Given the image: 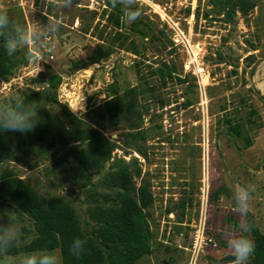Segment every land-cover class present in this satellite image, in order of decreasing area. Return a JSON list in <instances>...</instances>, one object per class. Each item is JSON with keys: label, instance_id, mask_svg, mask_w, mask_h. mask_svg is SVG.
Here are the masks:
<instances>
[{"label": "rangeland", "instance_id": "obj_1", "mask_svg": "<svg viewBox=\"0 0 264 264\" xmlns=\"http://www.w3.org/2000/svg\"><path fill=\"white\" fill-rule=\"evenodd\" d=\"M107 1L76 0L78 6L59 10L46 0H0V8L12 21L46 24L49 18L63 17L52 44L36 53L40 60L26 48L20 49L29 62L16 70L11 90L0 93V104L19 99L24 90L44 89L46 80L57 74L70 83L74 101L83 106V110L72 113L86 119L90 110L104 105L110 84H118L122 90L135 85L138 67L149 74L152 69L165 71L167 66L174 75L187 77L185 84L154 77L159 97L152 101L151 114L145 119V127L154 128L144 145L147 159L121 148L113 157L127 161L137 158L142 176L150 181L157 243L170 246L172 251L183 247L185 233L177 234L176 215L165 213L171 207L181 215L179 204L185 201L182 226L191 246L185 249L183 264H232L234 257L225 233L240 224V217L232 211L236 184L255 186L247 222L253 221L264 232V0H256L254 11L247 18L239 15L233 25L224 24L222 16L211 12V0H144L143 14L131 24L122 19V29L109 20ZM102 42L112 50L110 57L86 67ZM131 42L137 55L131 52ZM189 101L192 105L186 107ZM223 108L227 110L223 112ZM251 109L257 111L259 117L254 118H260L263 127L250 132L253 145L245 148L242 138L227 134L224 121L231 117L246 120ZM103 133L117 142L118 132ZM49 145L50 140L35 145L31 153L18 151L4 168L16 171L42 196L68 202L88 220L85 202L87 190L92 189L88 179L101 187L99 190L107 191L101 182L108 166L100 172L82 174L66 155L69 145L58 140ZM221 186L226 192L211 200L213 191ZM6 212L15 210L0 205V224L8 222L3 215ZM18 228L19 241L14 246L35 237L26 216L18 218ZM202 235L213 243H204L193 260L195 240ZM245 235L253 240L250 231ZM54 253L61 264L60 253ZM25 255L0 254V264H7V257L20 264ZM141 264H156L155 256L145 257Z\"/></svg>", "mask_w": 264, "mask_h": 264}, {"label": "trees", "instance_id": "obj_2", "mask_svg": "<svg viewBox=\"0 0 264 264\" xmlns=\"http://www.w3.org/2000/svg\"><path fill=\"white\" fill-rule=\"evenodd\" d=\"M210 3L213 6L211 12L222 16L221 21L226 25H233L239 15L247 18L257 7L256 0H211ZM106 7L111 11L109 20L117 29H122L120 8H112L110 0L106 2ZM103 42L88 58L86 67L98 65L110 57L112 50L107 49ZM131 44V52L137 55L135 43ZM120 46L124 47L123 44ZM28 62L29 57L22 50L9 56L0 47V81L10 80L16 70ZM222 62L220 60L219 63ZM165 67V71L152 69L149 74L138 67L136 84L124 90L118 84H110L104 105L90 110L86 119L78 118L67 105L59 101L58 89L63 79L57 74L46 80L44 89H27L20 94L19 99H23L26 104L35 102L39 121L32 131L26 133L0 130V205L13 207L19 219L26 216L33 224L35 237L27 244L13 246L7 254L16 256L38 251H58L61 264H141L145 257L151 256H155L156 264H183L185 249L191 246L188 232L182 226L186 202L179 204L181 215L171 207L165 213L167 216L176 215L177 234L185 233L183 247L176 246L172 251L170 246L156 241V223L151 213L155 199L150 181L142 176L138 159L127 161L125 158L113 157L114 151L121 148L126 153L131 151L147 159L144 145L154 128L152 120L149 121L152 126L146 128L145 119L151 114L152 101L159 97L154 77L187 83V77L180 78ZM191 105L190 101L185 104L186 107ZM226 110L222 109L223 112ZM254 116H258V113L251 109L246 120L231 117L224 121L228 127L227 134L242 138L245 148L253 145L250 132L263 127L260 118L256 120ZM110 130L119 133L117 142L122 143V146L103 135V132ZM48 140L49 147L56 140L69 145L66 155L73 159L82 174L100 172L108 166L101 182L107 191L99 190L101 187L88 179L92 185V189L87 190L85 202L88 220H83L68 202L42 196L16 171L4 168L18 151L24 149L31 153L35 145ZM137 180H140V185H137ZM225 192L226 187L221 186L213 191L211 200L219 199ZM228 221L234 223L231 217ZM248 223L255 244L248 264H264V232L253 221L248 220ZM75 238L85 241L79 258L70 254V246ZM186 256L188 260L190 254Z\"/></svg>", "mask_w": 264, "mask_h": 264}, {"label": "clouds", "instance_id": "obj_3", "mask_svg": "<svg viewBox=\"0 0 264 264\" xmlns=\"http://www.w3.org/2000/svg\"><path fill=\"white\" fill-rule=\"evenodd\" d=\"M46 3L59 10L78 6L76 0H46ZM110 4L112 8H120L122 19L127 24L133 23L143 14L144 0H110ZM62 25V16L49 18L46 24L12 21L7 12L0 8V47L9 56L25 48L35 55L52 44ZM40 70L38 66V72ZM38 121L35 102L26 104L23 99H14L10 104H0V130L26 133L32 131ZM255 190L252 184L247 186L236 184L233 189L232 211L240 217V224L238 228H230L225 233L227 246L234 257L232 264H248L255 251L254 241L245 235L251 228L247 217L251 211L252 194ZM3 215L7 216L8 222L0 224V254H6L17 244L20 235L17 212H6ZM84 244V240L75 238L70 246V254L79 258L84 250ZM6 259L7 264H15L11 257ZM20 264H60V261L54 252L38 251L26 254Z\"/></svg>", "mask_w": 264, "mask_h": 264}, {"label": "built area", "instance_id": "obj_4", "mask_svg": "<svg viewBox=\"0 0 264 264\" xmlns=\"http://www.w3.org/2000/svg\"><path fill=\"white\" fill-rule=\"evenodd\" d=\"M38 59L40 60V56L38 54H35ZM50 60H53L54 59V56H50L49 57ZM40 66V65H38ZM88 72L86 71L85 74H87ZM91 76V74H89ZM89 76V77H90ZM14 81V78H11L10 80L8 81H0V93L4 92L5 90H11V87H12V83ZM70 83H67V82H62V84L60 85V95H59V101L62 103V104H65L69 107V109L71 111L74 112V110L76 111H81L83 110V106L82 104L78 103L77 100L74 101L73 99V96L71 95L73 92L71 90H69L70 88ZM71 89V88H70ZM84 107H86L87 109V103H84ZM213 243L211 239H207L205 238L203 235L200 237V236H197V239L195 240V244H194V250H193V260L197 258L196 256V252L199 248L202 247V245L204 243ZM214 246L215 243L213 244Z\"/></svg>", "mask_w": 264, "mask_h": 264}]
</instances>
